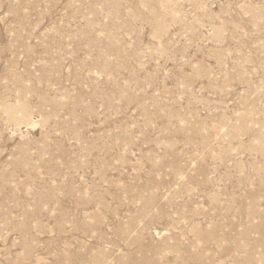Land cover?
<instances>
[{
  "label": "rangeland",
  "instance_id": "1",
  "mask_svg": "<svg viewBox=\"0 0 264 264\" xmlns=\"http://www.w3.org/2000/svg\"><path fill=\"white\" fill-rule=\"evenodd\" d=\"M0 264H264V0H0Z\"/></svg>",
  "mask_w": 264,
  "mask_h": 264
}]
</instances>
